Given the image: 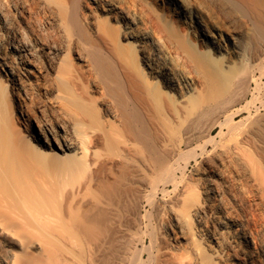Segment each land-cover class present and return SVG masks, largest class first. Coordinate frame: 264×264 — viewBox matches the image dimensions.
Masks as SVG:
<instances>
[{"label": "bare ground", "instance_id": "bare-ground-1", "mask_svg": "<svg viewBox=\"0 0 264 264\" xmlns=\"http://www.w3.org/2000/svg\"><path fill=\"white\" fill-rule=\"evenodd\" d=\"M143 1L0 0V264H264V0Z\"/></svg>", "mask_w": 264, "mask_h": 264}, {"label": "rangeland", "instance_id": "rangeland-1", "mask_svg": "<svg viewBox=\"0 0 264 264\" xmlns=\"http://www.w3.org/2000/svg\"><path fill=\"white\" fill-rule=\"evenodd\" d=\"M183 2H185L186 4H188V5H190L193 9H199V11H201V12H203L204 14H208L209 12V15H211V13H212V15H214L213 17L214 18H216V20H218L219 22H221V23H223V24H225V25H227L228 27L229 26H231V27H239L240 26V24L239 23H235L234 21L235 20H233L232 18L234 17L233 15H234V13L233 12H229V11H232L231 9L229 10V9H222V7L221 6H219V5H216V4H211V2L209 1L208 2V0H182ZM143 2H145V3H149V5H151V6H153L154 5V1H152V0H144ZM207 3V4H206ZM209 3V4H208ZM212 5V6H211ZM208 7V8H207ZM217 7V8H216ZM207 8V9H206ZM212 8V9H211ZM222 9V10H221ZM204 10V11H203ZM206 10V11H205ZM207 10H209V11H207ZM208 12V13H207ZM229 13H233L232 15L231 14H229ZM165 18L166 19H168L169 18V15L168 14H166L165 15ZM235 18V17H234ZM242 26V25H241ZM258 42H260V43H258ZM258 44H264V42H262L261 43V40H258L257 42H256V44H255V42H254V40H253V43H252V47L250 46V49H254L253 48V46L254 47H260V45H258ZM258 45V46H257ZM262 46V45H261ZM249 49V50H250ZM241 116H245V114L244 115H241ZM241 118H239L238 120H240ZM237 120V121H238Z\"/></svg>", "mask_w": 264, "mask_h": 264}]
</instances>
